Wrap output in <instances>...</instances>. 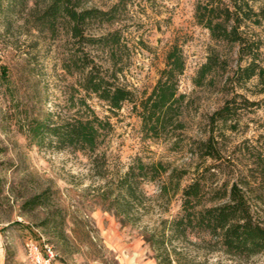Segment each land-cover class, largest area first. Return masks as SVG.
Returning <instances> with one entry per match:
<instances>
[{"label":"rangeland","instance_id":"rangeland-1","mask_svg":"<svg viewBox=\"0 0 264 264\" xmlns=\"http://www.w3.org/2000/svg\"><path fill=\"white\" fill-rule=\"evenodd\" d=\"M119 1L81 3L107 11ZM197 1L123 0L115 23L91 27L94 35L120 32L129 52L118 81L138 99L154 87L171 46L181 48L185 69L178 78V93L185 95V107L178 120L183 126L174 123L152 138L131 103L110 112L104 102L78 88V75L63 70L70 55H80L75 40L63 32L52 37L38 31L32 2L0 0V264H28V240L50 247L53 264H157L145 240L161 220L180 214L181 189L195 178L203 184L206 206L226 202L211 199L217 198L216 192L233 184L241 187L253 218L264 224V87L256 79L241 86L228 80L236 68L237 46L211 40L195 20ZM262 5L264 1L257 0L254 8ZM242 30L259 41L264 62V18L259 26L248 22ZM212 51L227 62L226 71L213 69L196 85L194 79ZM80 98L111 127L94 153L56 149L46 141L42 146L29 143L24 130L33 119L55 113L89 116ZM226 100H233L231 119L211 125L210 115ZM210 135L214 159L205 157L198 145ZM136 160L160 162L167 173L142 181L128 215L119 212L117 217L115 185ZM174 170L181 174L179 190L173 193L167 185L162 195L159 186ZM37 196L40 203L33 202ZM173 242L186 264H264V251L243 258L194 237Z\"/></svg>","mask_w":264,"mask_h":264},{"label":"trees","instance_id":"trees-1","mask_svg":"<svg viewBox=\"0 0 264 264\" xmlns=\"http://www.w3.org/2000/svg\"><path fill=\"white\" fill-rule=\"evenodd\" d=\"M20 1L32 2V21L38 31H45L52 37L63 32L81 47L78 50L80 55L72 54L63 62V70L78 75L77 85L82 92L104 102L110 112L120 110L124 103H131L132 110L141 119L143 131L149 137L158 138L174 123L177 128H182L183 124L178 120L185 107V95L178 93V78L185 69L181 48L177 44L171 46L154 87L148 95L138 99L134 90L118 81L124 67V55L129 52L120 32L91 33L92 26L102 27L116 22L123 0L107 11L85 8L81 0ZM256 1L198 0L194 8L197 24L208 31L211 40L237 46L236 68L228 78L237 86L256 79L264 87V62H260L259 41L242 30L248 22L259 26L264 18V5L254 8ZM85 48L88 50L85 51ZM90 51L98 54L93 56ZM216 68L225 72L227 62L219 60L212 51L194 79L196 85H201L202 80ZM232 101L226 100L210 115L211 125L216 122L226 124L231 119ZM79 103L86 108L89 116L76 113L72 117H63L55 113L53 116L47 114L41 120L33 119L24 130L26 139L37 146L46 141L56 149L94 153L104 131H109L111 127L95 116L84 99L80 98ZM244 103L254 105L248 101ZM212 144V135L198 143L200 149H204V156L214 159ZM166 173L167 166L160 162L144 164L136 160L115 185L118 193L116 216L119 212L123 216L128 215L130 204L137 199V193H141L139 186L142 181H154ZM180 175L175 170L170 172L159 186L162 195L167 192V185L172 186L173 193L179 190ZM204 195L201 180L195 178L181 189L180 214L174 219L161 220L151 238L145 240L157 264H186L182 251L174 246L173 241L182 243L190 237L207 246H218L230 256L249 258L264 251V224L253 218L248 198L241 187L233 184L221 194L216 192L217 198L211 199L226 198V202L219 205H204ZM40 198L37 196L33 202L40 203Z\"/></svg>","mask_w":264,"mask_h":264},{"label":"built area","instance_id":"built-area-1","mask_svg":"<svg viewBox=\"0 0 264 264\" xmlns=\"http://www.w3.org/2000/svg\"><path fill=\"white\" fill-rule=\"evenodd\" d=\"M24 249L28 264H53L54 262L53 251L46 244L40 247L35 242L28 240L25 243Z\"/></svg>","mask_w":264,"mask_h":264}]
</instances>
